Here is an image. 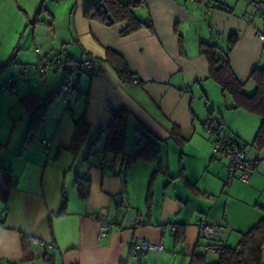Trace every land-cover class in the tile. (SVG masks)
Here are the masks:
<instances>
[{
	"label": "crops",
	"instance_id": "0c3cea01",
	"mask_svg": "<svg viewBox=\"0 0 264 264\" xmlns=\"http://www.w3.org/2000/svg\"><path fill=\"white\" fill-rule=\"evenodd\" d=\"M99 1L0 0V74L8 75L0 86V113H8L18 129L17 135L4 138L0 127V168L11 172L6 201L0 198V264H189L193 253L208 254L206 245L236 248L241 235L264 217V165L247 184H226V166L214 158L213 139L202 126L209 116L218 115L224 134L247 145L253 143L261 119L233 109L232 98L208 78L207 62L198 46L210 42L211 32L220 41L237 34L227 58L237 78L247 82L254 69L264 68V41L257 36L264 35V14H254L248 0H145L134 15L151 28L122 36L124 24L106 27L83 17L84 9ZM206 3L214 8L211 14L205 12ZM41 8L40 22L32 25ZM36 47L49 60L56 54L71 62L93 56L103 62L106 72L103 76L83 73L67 111L63 71L48 73L44 79L33 69L23 74L33 67L29 66ZM107 49L125 60L130 77L121 79L105 62ZM8 80L16 83V94L1 91ZM253 91L254 85L247 82L245 92ZM29 94L40 99L54 96L33 130L31 115L19 104ZM108 106H125L132 114L126 156L137 122L164 141L150 210L146 196L155 165L137 162L122 171L121 159L112 164L101 163L100 156L88 157L99 129L108 123ZM83 112L90 130L74 158L65 148L74 121ZM173 128L177 137L171 133ZM44 140L50 143L48 151ZM104 144L103 134L94 150L101 151ZM248 153L253 160H264V149L253 147ZM85 174L90 189L82 201L76 178ZM200 215L220 227L207 241L199 237L196 226ZM101 223L109 226L103 237L99 236ZM172 226L184 227L179 232L183 242H175ZM34 239L40 244L34 245ZM133 240L160 244L163 250L132 261Z\"/></svg>",
	"mask_w": 264,
	"mask_h": 264
},
{
	"label": "trees",
	"instance_id": "16d2710c",
	"mask_svg": "<svg viewBox=\"0 0 264 264\" xmlns=\"http://www.w3.org/2000/svg\"><path fill=\"white\" fill-rule=\"evenodd\" d=\"M145 0H100L97 4L88 6L83 11V17L88 21L97 22L103 26L111 27L117 24H124L125 28L121 32L122 36H128L143 27L151 28L148 22L138 20L134 15V10L142 5ZM200 0L199 3H202ZM212 7L209 3L205 4V9ZM44 11L39 10L35 18L30 21L32 25L40 22L39 15ZM237 34L231 35L225 41L221 40L218 34L211 32L210 42H201L198 46L199 55L204 57L208 66V78L216 83L223 95L230 96L233 100V109H242L249 114L258 116L261 119L260 127L253 140L252 146L257 150L264 149V68L254 69L247 82L254 85L251 94L245 92L247 82H241L228 61V52L237 42ZM224 44V46H222ZM105 62H107L123 80L130 77V72L125 60L114 50L107 49ZM101 62V61H100ZM103 63V62H102ZM93 76V75H92ZM54 96H47L40 99L31 94L19 100L20 106L31 115L32 120L29 128H38L39 123L45 117L49 105ZM108 123L104 128H100L97 138L91 143L88 157L100 156V162H110L115 164L119 159L122 160L121 170L125 171L137 162H145L156 166L152 173L146 196V206L150 210L152 202V187L156 176L161 172L160 145L164 143L143 123L137 122L135 138L129 156L125 154L126 132L131 112L125 106H108ZM210 118V116H209ZM90 127L86 121L85 112L74 121V130L71 141L66 151L76 158L85 145ZM177 137L176 129L171 131ZM104 134L105 144L101 151L94 150L100 137ZM235 137V136H234ZM237 138V137H236ZM27 144L30 139H27ZM242 143V142H241ZM243 147H247L242 143ZM110 158L107 160V158ZM2 173V184L0 188V198L4 203L8 188L11 184V172L0 168ZM76 188L80 200L85 201L89 195L90 178L88 174L76 178ZM175 228V242H183L180 229L183 226H172ZM26 237H22V247L25 257L30 255L27 247ZM223 252L218 256L215 264H262L264 263V217H262L246 233L241 235L236 248L223 247ZM189 264H207L205 256L196 252L191 255Z\"/></svg>",
	"mask_w": 264,
	"mask_h": 264
},
{
	"label": "built area",
	"instance_id": "2783aa9c",
	"mask_svg": "<svg viewBox=\"0 0 264 264\" xmlns=\"http://www.w3.org/2000/svg\"><path fill=\"white\" fill-rule=\"evenodd\" d=\"M192 3H199L200 0H189ZM144 4V3H143ZM249 9L254 14H264V0H248ZM213 7L205 9L207 14L213 12ZM259 40L264 41V35H257ZM40 47L35 48L37 57L36 63L32 68H25L23 74L27 75L32 69L41 77L45 78L46 74L56 71H63L65 73V82L62 90V98L65 103V109L71 110L73 105V94L77 89L78 79L83 73H89L93 76H103L105 74V67L99 59L93 56H87L80 62H71L61 57L60 54L54 55L52 59H43L40 53ZM137 84V80H133ZM1 91H6L9 94H16L19 90L13 80H8L6 87ZM204 133L213 139L212 150L213 156L219 162L225 164L227 171L226 184H230L234 180L247 184L252 175L257 171L258 167L264 165V160H253L250 158L247 147H243L241 141L234 137L223 133V122L220 116L211 115L203 123ZM42 144L48 151L50 143L47 140L42 141ZM2 184V173L0 171V188ZM96 220V217H92ZM196 226L199 231L201 239L209 240L219 232L220 227L216 224H209L204 216L200 215ZM109 226L106 223H101L99 236L103 237L108 232ZM175 231L174 227H171ZM34 245H39L38 240H32ZM162 245H154L142 241H131L129 247L130 260L137 261L143 255L149 252H161ZM204 250L208 254L216 255L222 254L223 248L218 245H206Z\"/></svg>",
	"mask_w": 264,
	"mask_h": 264
},
{
	"label": "rangeland",
	"instance_id": "374dc122",
	"mask_svg": "<svg viewBox=\"0 0 264 264\" xmlns=\"http://www.w3.org/2000/svg\"><path fill=\"white\" fill-rule=\"evenodd\" d=\"M34 52V50H33ZM36 63V56L34 55V59H33V62L31 64V66L29 67H32L34 66ZM8 75L6 73H1L0 74V86L3 85V82L6 81L5 78L7 77ZM38 76V75H37ZM4 94V93H3ZM5 95V94H4ZM7 96V95H6ZM65 104V103H64ZM13 114V112H12ZM16 125L12 120H11V116L8 114V113H5V112H1L0 113V127L2 128L1 131H2V134L4 135V138H7L8 136H11L13 133H15L17 135L18 133V129L16 130ZM224 133V131H223ZM247 148L248 150H253V147H252V144L249 143L247 144ZM219 162V161H218ZM234 181H238V180H234ZM239 182V181H238ZM226 183V182H225ZM199 218V216H198ZM198 221V219H197ZM196 221V223H197ZM202 241H207V240H202ZM205 255V254H204ZM207 256V263H212V262H215L217 261L218 257L216 255H212V254H207L205 255Z\"/></svg>",
	"mask_w": 264,
	"mask_h": 264
}]
</instances>
